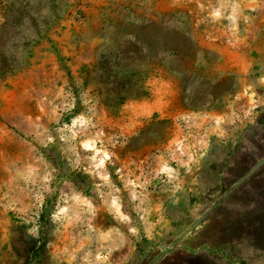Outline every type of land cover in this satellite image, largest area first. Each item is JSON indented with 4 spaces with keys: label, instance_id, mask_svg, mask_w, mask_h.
I'll list each match as a JSON object with an SVG mask.
<instances>
[{
    "label": "rangeland",
    "instance_id": "374dc122",
    "mask_svg": "<svg viewBox=\"0 0 264 264\" xmlns=\"http://www.w3.org/2000/svg\"><path fill=\"white\" fill-rule=\"evenodd\" d=\"M21 9L48 31L0 77V264H264V0Z\"/></svg>",
    "mask_w": 264,
    "mask_h": 264
},
{
    "label": "trees",
    "instance_id": "16d2710c",
    "mask_svg": "<svg viewBox=\"0 0 264 264\" xmlns=\"http://www.w3.org/2000/svg\"><path fill=\"white\" fill-rule=\"evenodd\" d=\"M39 16L31 14L29 11L23 9L16 10L12 12L6 19L5 24L0 28V77H3L7 74H12L18 71L22 66H24L25 56L30 54L31 44L37 43L48 30L40 28L41 25ZM23 23H29L31 26L30 31V40L23 39L20 43L17 44L5 39L4 33L8 29L9 32H13L16 35L15 30H19V25ZM19 52H14L15 48H19ZM10 48L9 50H5ZM13 51V54L10 53Z\"/></svg>",
    "mask_w": 264,
    "mask_h": 264
}]
</instances>
